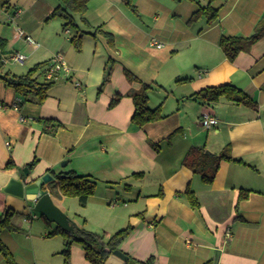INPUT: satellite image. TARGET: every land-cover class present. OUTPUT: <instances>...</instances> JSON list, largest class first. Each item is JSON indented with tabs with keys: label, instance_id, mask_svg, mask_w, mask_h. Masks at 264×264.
<instances>
[{
	"label": "crops",
	"instance_id": "0c3cea01",
	"mask_svg": "<svg viewBox=\"0 0 264 264\" xmlns=\"http://www.w3.org/2000/svg\"><path fill=\"white\" fill-rule=\"evenodd\" d=\"M62 3L0 0V66L4 54L18 51L27 56L24 63L12 64L23 66L19 72L55 55L71 69L47 90L43 102L31 97L17 109L19 97L4 76L18 74L1 67L0 171L24 176L23 169L36 160L27 180L51 174L47 188L53 201L77 226L105 239L130 226L119 249L137 260L264 264V37L234 60L220 46L223 36L248 37L264 24V0H88L85 18L75 20L83 32L78 44L73 28H65L60 17L48 19ZM209 4L219 10L216 21L209 23L205 15L191 21ZM15 8L23 13L12 19ZM18 26L37 43L21 36ZM152 39L163 46L151 44ZM225 83L242 88L258 107L226 98L202 105L192 96ZM143 84L151 85L149 107H160L163 117L134 129L132 93ZM206 112L219 124L205 128L201 116ZM194 146L209 154L229 146L236 161L222 160L207 183L184 163ZM11 158L14 166L5 169ZM70 170L97 180L85 206L78 197L68 205L69 196L56 186V174ZM188 190L198 206L191 205ZM243 191L248 195L241 198ZM28 201L0 190V213L7 208L20 213L15 223L22 231L0 232L17 264H93L79 243L71 246L67 263L65 237L48 235L57 224L46 222ZM0 264H9L1 253Z\"/></svg>",
	"mask_w": 264,
	"mask_h": 264
},
{
	"label": "trees",
	"instance_id": "16d2710c",
	"mask_svg": "<svg viewBox=\"0 0 264 264\" xmlns=\"http://www.w3.org/2000/svg\"><path fill=\"white\" fill-rule=\"evenodd\" d=\"M128 4H131V0H125ZM88 9V0H63V3L56 7L48 19L55 17H60L64 21V27H71L76 30L75 35L72 40L80 42L81 35L83 32L78 29V24L76 20L77 15L84 17ZM205 15L208 18V22L212 23L216 21L219 17V10L213 8L210 4L206 6H201L195 14L191 17V21L197 20L199 17ZM264 37V24L257 27L256 31L248 37L245 36H223L220 41V46L223 53L229 58V60H234L236 56L241 51H249L252 46ZM45 61L35 64L31 69H29L25 74L4 76V82L8 87L15 90L17 96L20 98L18 105H22L24 102L31 99V97H36L39 103L43 102L47 93L56 82L59 80L48 81L45 77V69L47 66ZM104 82L108 81L110 78V71L105 74ZM127 76L129 79H134L135 74L128 71ZM103 82V83H104ZM151 88L149 84H143L139 91L132 93V98L135 105V112L132 117V126L134 129L144 128V126L150 122H155L162 119L163 115L161 113L160 107L151 108L148 105L149 95L148 91ZM195 100H197L202 105H209L214 102L219 101L221 98H226V100L237 103L244 104L247 106L258 107V102H256L247 92L242 88L237 87L231 83H225L219 86H209L206 87L195 94L192 95ZM120 96L113 99L111 106L115 105L119 101ZM1 103V102H0ZM1 105L5 104L2 102ZM231 149L227 146L219 154H209L205 152L202 147H191L184 158V163L191 166L193 170L197 173L202 174V178L207 183H212L215 179L217 171L222 160L236 161L232 156ZM5 169H10L14 166V161L12 158L8 160ZM240 161V160H237ZM36 164V160L28 163L27 168L31 169ZM58 182L56 186L59 192L64 196L78 197L81 205L85 206L90 200L89 198L96 193L97 190V180L91 176L78 174L77 172L70 170L66 172H59L56 174ZM247 191H243L241 198L246 197ZM187 197L193 206H198L199 201L192 190L187 191ZM46 222L50 221L41 215ZM20 217V213L12 208H7L4 212L0 213V232L3 229H9L11 231L20 232L23 229L17 225L16 219ZM75 231H66L57 225L56 229L50 232L48 235L62 234L65 237V248L63 254L66 255V262H70L71 246L73 243L81 244L87 251V257L93 264H106V260L109 257L106 248H111L112 250L119 249L120 243L123 242L131 230V227L120 229L111 235L109 239H105L103 235L92 232L84 227H79ZM0 253L4 256L5 260L9 264H17L14 260L12 252L9 250L7 245L0 238ZM130 257V256H129ZM136 260L139 264H154L155 258L152 256L147 261ZM204 264H216L215 259L206 261Z\"/></svg>",
	"mask_w": 264,
	"mask_h": 264
},
{
	"label": "water",
	"instance_id": "95a60500",
	"mask_svg": "<svg viewBox=\"0 0 264 264\" xmlns=\"http://www.w3.org/2000/svg\"><path fill=\"white\" fill-rule=\"evenodd\" d=\"M66 163L67 160L62 164ZM23 172L24 176L17 171H0V190L19 198H26L33 205V210L44 215L50 222H55L63 230L75 231L78 228L76 222L53 201L48 191L47 183L51 181L52 175L45 174L36 180H27L29 168L25 167ZM106 251L110 252L106 264H139L120 249L112 250L107 247Z\"/></svg>",
	"mask_w": 264,
	"mask_h": 264
},
{
	"label": "built area",
	"instance_id": "2783aa9c",
	"mask_svg": "<svg viewBox=\"0 0 264 264\" xmlns=\"http://www.w3.org/2000/svg\"><path fill=\"white\" fill-rule=\"evenodd\" d=\"M22 13H23L22 9L15 8L14 13L12 15V19H16V17L20 16ZM17 30L19 34L23 36L28 42L37 43L35 39L32 36H30L23 28L18 26ZM65 32L66 34H70L71 30L67 28ZM151 44L156 45L158 47L163 46V44L161 42H158L156 39H152ZM26 59H27V56L18 51L12 52L8 55H3L1 58L2 62L11 61L13 63H24ZM47 63L48 64L46 66L44 74L48 81L59 80L62 73L69 74L71 70L70 65L60 55H55ZM76 85L78 87H82V83L80 81H77ZM19 101H20V98L14 103V107L17 109L19 108V105H18ZM22 119H25V117H23ZM219 122H220L219 118L211 113L206 112L201 116V123L207 129L215 127L216 125L219 124ZM7 144L10 145V143H7ZM117 203L118 201L111 202V204L113 205H116ZM34 217H36V214H31L30 216L26 217V220L30 221Z\"/></svg>",
	"mask_w": 264,
	"mask_h": 264
},
{
	"label": "rangeland",
	"instance_id": "374dc122",
	"mask_svg": "<svg viewBox=\"0 0 264 264\" xmlns=\"http://www.w3.org/2000/svg\"><path fill=\"white\" fill-rule=\"evenodd\" d=\"M73 32H75L76 33V30L75 29H73ZM22 53V52H21ZM4 55H6V54H4ZM27 63V62H26ZM12 64H13V62L11 63V61H7V62H4L1 66H0V72H1V67L4 65V68L3 69H13L18 75H20L21 73H26V72H19V70L18 69H21L20 71H22V69H23V66H19L18 67V65H17V67H14V66H12ZM28 64V63H27ZM18 70V71H17ZM23 71H25V70H23ZM0 75H2V74H0ZM157 97L156 98H160L161 96L160 95H156ZM154 100H155V98H153ZM262 114H264V111H263V113ZM72 198L71 197H68V205H71L72 204V200H71ZM77 207H78V205H77ZM71 209H76L77 210V208H75V206H71ZM74 211V210H73ZM36 215H39L38 213H35ZM33 219V218H32ZM39 219V221L40 222H43L42 224H44V221H42V219L39 217L38 218ZM80 219V221H82V222H84V219L83 218H79ZM101 235H103V234H101Z\"/></svg>",
	"mask_w": 264,
	"mask_h": 264
}]
</instances>
